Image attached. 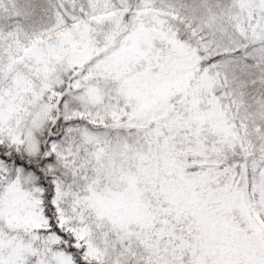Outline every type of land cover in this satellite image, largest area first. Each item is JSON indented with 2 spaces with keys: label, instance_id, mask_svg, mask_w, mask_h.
Segmentation results:
<instances>
[{
  "label": "snow or ice",
  "instance_id": "snow-or-ice-1",
  "mask_svg": "<svg viewBox=\"0 0 264 264\" xmlns=\"http://www.w3.org/2000/svg\"><path fill=\"white\" fill-rule=\"evenodd\" d=\"M0 264H264V0H0Z\"/></svg>",
  "mask_w": 264,
  "mask_h": 264
}]
</instances>
